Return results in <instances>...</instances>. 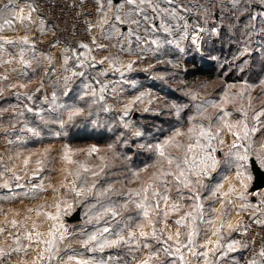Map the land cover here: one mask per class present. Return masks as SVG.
<instances>
[{
	"label": "rangeland",
	"instance_id": "rangeland-1",
	"mask_svg": "<svg viewBox=\"0 0 264 264\" xmlns=\"http://www.w3.org/2000/svg\"><path fill=\"white\" fill-rule=\"evenodd\" d=\"M153 3L159 9H175V17L166 12H154L148 4H143L140 7L145 9L149 19L145 20L131 6L124 15L123 25L120 21L114 22L115 15H120V12L108 2L102 1L109 18L107 23H102L98 28L99 42L85 44L93 48V55L102 48L99 45L104 46L106 39H113L112 31L120 35L125 27L127 32L124 41L128 45L126 52L131 54L128 61L123 57V52H120L122 50H119L121 43L119 45L118 40L122 38L115 37L111 42L114 49L108 53L115 61L114 66L109 68L103 64L101 67L95 60L91 63L86 61L83 75L72 76L67 90L65 85L62 86V73L59 71L55 74L59 84L51 87L50 93L44 91L42 100L31 96L32 93L41 94L42 89L37 88L28 93L26 89L17 86L21 84L19 81L8 80V87L12 90L0 94V137L8 138V133L3 132L6 129L5 117L10 119L8 131L10 130L12 137L22 132L21 129L25 135H22L24 147L11 150L9 154L6 147L8 145L0 142V229L3 230L0 231V252L5 254L0 256V264H38L36 260L31 261L34 257V248L31 246H27L32 248L28 260L11 258L26 247L13 248L8 254V186H3L8 185V179L17 186H28V190L24 192V205L28 210L34 207L35 212L23 217L28 221L26 226L35 233L45 232V238L41 236L40 241L50 239L53 226L60 231V236L63 234L65 237L56 242L60 248L59 254L47 251L51 246L43 244V252L48 253L44 258L45 264H77V261L84 260L82 253L92 245L84 247L82 241L97 228L109 226L114 232L123 229L121 235L127 238L129 231L143 228L148 223L155 224L164 213L171 214L169 220L177 218L180 213L184 214L183 224L187 227L191 215L196 217L197 210L209 208L214 199L222 200L221 208H226L225 199L231 194L240 192L242 197H246L251 193L250 185L235 186V178L225 182L222 177L229 174L235 176L233 164L240 163L235 158L237 152L231 148L233 143L244 145L236 148L240 150V155L247 152L249 158L253 157L256 161L258 157H262L260 147L253 149L250 139L264 125V114L257 118V114L264 113V83H261L264 81V71L261 72V66L255 62V72H238L236 63L242 56L238 54L244 42H253V47L254 37L257 36L255 31L263 26L256 25L259 21L257 19L252 22L255 27H249V13L264 12V9L247 6V11H243L247 2H242L238 9H234L230 0H173L171 4L167 0H153ZM205 9L211 13L206 24L203 16ZM130 12L132 15H129ZM133 20H138L139 24L133 23ZM213 27L218 29V34L211 32ZM250 30L253 31L250 36L252 40L245 38ZM220 31L225 33L221 43L218 40ZM36 34L38 33L30 38L33 58L48 52L33 51L32 37ZM193 37H198L196 43H193ZM83 49L79 54L80 60H84ZM8 50H12L9 44ZM147 51L153 62H141L134 66L133 59L141 61L149 57L144 55ZM254 57L260 59L256 54ZM19 58L24 60L25 55L20 53ZM252 59L250 58V64ZM74 61L69 64L74 66V63H79L77 56ZM37 62L39 63V58ZM47 62L46 70H35L39 81L45 82L52 78L49 69L53 61L48 58ZM203 63H211L214 70L211 76L204 74L205 72H195ZM128 64H132L131 71L127 68ZM21 68L27 69L19 77L23 80L29 67L23 64ZM117 68L119 71H116ZM45 71L47 74H44ZM231 73L241 79L226 82L225 78ZM64 75L68 77L70 73L65 72ZM104 84L107 88L100 93L99 88ZM93 90L96 91L95 97L91 95ZM53 92L57 93L56 104L64 105L63 108L54 110L50 102ZM101 95L103 100H100ZM7 98L8 102L16 100L15 104L8 103V109L2 101ZM94 99L96 103H93ZM173 105L179 107V115ZM73 106L82 111L69 121L67 109ZM16 114L19 116L14 117ZM56 119L64 121L63 128L58 123H45ZM125 124L128 125L127 128L124 127ZM201 126L205 129L211 126L213 133H219L218 138L211 141L212 147L216 149L211 154L218 163L215 170L209 169L207 176L199 177L198 184L188 187L180 185L181 192L178 194L174 178L163 175L170 168L165 157L182 159L186 146L194 143V140L189 139V129H199ZM245 126L248 129L247 136ZM28 128H35L38 134L29 132ZM137 132L140 133L139 136L135 134ZM236 132L240 134V140L233 135ZM219 140H223V143H219ZM157 144L161 145L165 157H161L154 147ZM93 148L96 150L92 151ZM200 155L202 157L203 154ZM171 170L175 171L174 165ZM240 171L252 176L249 162ZM191 177L193 180L197 179L195 173ZM165 180L169 182L167 185ZM149 186L152 187L149 188V199L145 202L149 214L145 217L135 205L142 201L143 189ZM152 189L161 194L158 200L151 196ZM215 190L219 193L215 194ZM77 192L80 194L77 195ZM137 192L141 196H137ZM197 193L199 200L190 198ZM164 196H167V202L163 199ZM77 208L80 209V220L68 222L66 218ZM105 208L114 209L120 215L113 218L109 212L104 217L109 221L108 224L104 220L97 223L96 215ZM43 210L48 212L42 213ZM58 212L56 220L49 218V213L56 216ZM196 232L197 230L194 233ZM105 235L116 239L112 233ZM158 241L160 244L153 241L154 248L146 241L134 246V239L129 244L121 243L120 246L105 248L119 256L116 260H110V264H134V252L147 243L150 245L147 247L148 252L139 259L142 264L150 255L159 258V261L163 259L162 249L165 246L159 239ZM171 247L174 248L173 245ZM100 251L98 247L95 252L88 250L94 256L93 259H97V264H100V259L95 256H99ZM192 252L200 253L199 247L191 248ZM54 254V258L49 259ZM57 255L60 256L59 259L56 258ZM69 256L74 259L69 261ZM200 258L201 256L190 254L191 261H199ZM52 259L55 261L51 263ZM148 261L149 264H161L152 259ZM210 261L206 264H214Z\"/></svg>",
	"mask_w": 264,
	"mask_h": 264
},
{
	"label": "crops",
	"instance_id": "crops-1",
	"mask_svg": "<svg viewBox=\"0 0 264 264\" xmlns=\"http://www.w3.org/2000/svg\"><path fill=\"white\" fill-rule=\"evenodd\" d=\"M7 0L4 1L6 3ZM108 2V0H106ZM242 2H247L249 8L252 9H264L259 4V0H241V3L239 6H241ZM15 4L17 8H23L24 9V14L27 15L29 11V1L28 0H15ZM231 4V3H230ZM112 7L117 10L119 9L120 15L123 19V25L125 24L124 20V15L126 11L132 6L127 3H125V0L119 2L116 5H113L111 2ZM8 18V14L4 13L0 15V25H3L2 30H0V37H3L7 40H12L14 43L9 44L12 50H8V43H5V40H0V94L7 93L8 90H12L11 88L8 87V80H15L19 81L21 84H17L21 89H26L28 93H32L34 89L40 88L42 89V93L35 95V93H32L31 96H35L38 98V100H42L43 97V92H51V87H55L56 85L59 84L57 81L55 74L57 71L61 72V78H62V86L64 87L65 81L64 73H70L68 77L72 78V73L75 71L82 73L87 65L84 64L83 67L79 66V63H74V66H71L69 63L70 61H74V56H72L71 52H69L65 47L63 46H57L52 50V52H47V53H40L38 54L39 58V63L37 62L38 58H33V54L31 53V47H30V38L34 33H38L39 37L45 38L47 37L51 32L49 26L39 17H37L34 12L31 13V21L25 20L23 22L19 20H15L12 26H9L7 24H4L3 21L4 19ZM115 23H118L114 19ZM120 23V22H119ZM256 25L259 27L261 25L260 20L256 22ZM264 27V24H262ZM124 27V26H123ZM261 26L259 27V30L255 31L257 34L256 37H254V46L252 47L253 42H244V46L242 50L239 52L238 56H241L240 54L244 52L245 48L249 49V53L242 55L236 63V67L238 68V72L241 71V66L244 67V70L248 69V66L250 64V58L252 55H257L260 58L261 61V68L264 71V34L260 33V29L262 28ZM125 28V27H124ZM121 31L120 35L116 31H112L111 33L113 34L111 37L113 39L117 37L118 44L120 45L121 43V48L119 50H122L120 52H123V57L126 58L128 61V57L131 56L130 53L126 52V48L128 47L127 43L124 41L125 34L127 30ZM114 29V28H113ZM112 29V30H113ZM251 31V30H250ZM253 35V31L249 32L248 35L245 37L247 39H251L250 36ZM27 36L29 42L27 44L22 42V38ZM113 39H109V41L106 39L104 42V46L100 48L98 52H95L93 55L91 54L92 51L89 52L88 49H83L84 52V60L85 57L87 59L85 60L88 61V63L93 62L94 60L99 62L100 66L102 67L103 64L104 66H108L109 68H112L114 66V59L111 57L110 52L114 49V47L111 45L113 42ZM252 40V39H251ZM117 42V41H116ZM251 44V47H250ZM256 47V49H255ZM90 49H93L92 47L89 46ZM9 52V53H8ZM20 53L22 55H25L24 60L22 58H19ZM109 53V54H108ZM9 55V56H8ZM96 55L99 56V59L96 57ZM108 55V56H107ZM144 55L149 56L150 53L144 52ZM68 57V62L65 64V57ZM134 56V55H132ZM18 57V58H17ZM32 57V58H31ZM96 57L95 59H93ZM48 58L53 61L51 63L50 67V72L51 73V79L45 80L43 82L42 80L37 79V73L35 70L37 68H41L42 70H46L48 67ZM152 57H148L147 59L144 60H136L133 59L134 62H132L135 65H139L141 62H153L151 60ZM19 60H21V64L19 65ZM100 61H103L101 63ZM132 61V59H131ZM139 61V62H138ZM244 61H247L248 63L245 65ZM75 62V61H74ZM25 65L29 67V71L26 72L27 76L25 79L21 80V75H23L26 70L21 68V65ZM27 68V67H26ZM247 68V69H246ZM243 70V71H244ZM242 72V71H241ZM44 74H47V71H45ZM64 75V76H63ZM4 77H7L6 79ZM19 78V79H18ZM71 79L68 81L70 82ZM10 84V83H9ZM54 85V86H53ZM68 85V84H67ZM14 89V87H13ZM4 103L6 104V109H8V103L15 104V101H9L7 99H3ZM19 115H15L14 117H18ZM264 117V115H263ZM262 119V118H261ZM5 127L4 133H8V138L6 137H0V142H5L6 147H8V154L12 151L15 150H20L24 146V141L22 139V135L24 134L23 129L22 132H18L15 134V137H12L10 134V130L8 131V124L10 119L5 117ZM23 128V126H21ZM20 130V131H21ZM250 144L253 149H256L260 147V154L262 155L261 159H264V125L261 126L260 131L255 133L253 137L250 139ZM235 152H239V149H235ZM258 163V162H257ZM238 164L239 163H234L233 167L236 170V175L231 176L233 174L229 175H224L222 179H224L225 182L228 180L234 179V184L236 185H241V186H249L251 183V180L247 179V176L244 172L240 171V168L238 169ZM261 167V166H260ZM264 169V167H261ZM239 172V175H238ZM240 180V181H239ZM228 181V182H230ZM24 187L17 186L15 183H11V180L8 179V228H13L14 231L13 233L8 232V254L11 252L13 248H24L27 246H31L34 248V257L31 261H35L36 263L40 264H45L46 262V256H48V253H44L42 250L43 244H45V241H40L41 236L45 238V232H37L40 235L37 236L33 230L30 229V227L26 226V223L28 221H25L24 219V213L28 210V208L24 205L25 199V191L28 190V186L24 185ZM240 186V187H241ZM216 192V190H215ZM249 192V191H248ZM255 192V193H254ZM254 192H251L248 194V196H243L240 192L233 193L231 194L232 196L228 197L227 199V207L226 208H221L223 205L222 200H218L217 198L214 199L212 204H210L209 208H202L200 210L196 211V218L195 220L189 218V223L187 227L184 226L183 224V217L184 214L181 215L179 214L176 216L177 218H173L169 220L170 215L167 213H164L163 216L156 221L155 224L153 223H148L146 226L143 228H134V237L133 239L135 240V244L138 245L140 242H148L152 248L153 246V241H157L159 244L160 242L158 239L164 243L163 245L165 247H170L173 250L177 247V232L180 233L179 236V241L181 243H187L188 235L193 234L196 230V234L193 236V244L190 245V248L199 247L200 253L207 251L208 256L202 257L199 259V261H191L190 259V254L191 252L188 251L187 249H182V254L184 255V262L183 264H205L208 261H212L214 264H233L234 256L236 251L238 250V245H235V250L234 251H228L226 256H223L222 253L227 251V243L234 241L233 235L234 231L238 228V226L244 221L248 219L252 220H260L262 221L264 217V189H259ZM27 193V192H26ZM219 192H216L215 194H218ZM240 194V195H239ZM47 210H43L42 213L46 212ZM166 211V210H165ZM163 211V212H165ZM48 212V211H47ZM169 213V212H168ZM176 220H181L182 223L180 225H177L175 223ZM13 221H15V226H13ZM76 228V227H75ZM153 228L156 230V235L153 236ZM219 229L220 231H217ZM141 231L147 233V238L143 239L140 236ZM29 234H31V240L28 239ZM171 236L172 240H168L167 237ZM16 237L19 238V243L16 241ZM49 240L52 239V236L49 235ZM60 238V231L56 230V242L58 243ZM166 239V240H165ZM39 240L40 242L37 243L36 241ZM171 244H169V243ZM217 242H219V247H217ZM174 246L172 248L171 246ZM47 246V244H46ZM58 246V244H57ZM157 247V246H156ZM59 248V246H58ZM89 248L85 249L84 252L82 253L85 257V261H91L92 264H97V259H93L92 253L90 254L88 252ZM153 251V250H152ZM55 251H51V253H54ZM55 253H60V248L58 252ZM135 253V252H134ZM90 255V256H89ZM55 254L52 256L54 258ZM43 257V258H41ZM96 258L100 259V264H110V260H116L119 256L116 254H112L109 252L108 248H105L104 250L100 251L99 256H95ZM45 258V259H44ZM56 258H60L59 255L56 256ZM149 257L146 259L148 261ZM159 258L154 257L152 260L156 261L157 263L160 262L161 264H172L173 260H176L175 255H169L166 256L164 253L163 259L160 261L158 260ZM133 260V259H132ZM30 261V262H31ZM55 259L51 260V263L54 262ZM58 261V260H57ZM134 261V260H133ZM210 261V262H211ZM142 262V261H141ZM209 262V263H210ZM150 261H148V264ZM31 264V263H30ZM143 264V263H142ZM176 264H182L179 260H176Z\"/></svg>",
	"mask_w": 264,
	"mask_h": 264
},
{
	"label": "snow or ice",
	"instance_id": "snow-or-ice-1",
	"mask_svg": "<svg viewBox=\"0 0 264 264\" xmlns=\"http://www.w3.org/2000/svg\"><path fill=\"white\" fill-rule=\"evenodd\" d=\"M167 2L169 4H171L173 2V0H167ZM109 5H111V0H108ZM125 3L132 5L133 6V11L137 12L140 15H143L145 20H148L149 17L146 15L145 13V9L140 7V5L143 4H148L152 10L155 11H160V12H166L168 15H171L173 17H175L176 15V10L172 9V10H168V9H159L158 5L153 3V0H125ZM231 5L233 6L234 9H238L239 5L241 3V0H230ZM259 4L264 7V0H259ZM36 9L34 7H32L31 5H29V11L27 13V15L24 14V9L23 8H17L16 4H15V0H7L6 3H4L3 5H0V15L7 13L8 14V18L4 19L3 23L7 24L9 26H12L15 20H19L21 22L25 21V20H29L31 21V13L33 11H35ZM101 11H103V5L101 6ZM119 11V9H117V12ZM243 11H247V6L244 8ZM105 16H107V13H104ZM129 15H132V12L129 13ZM203 16L205 17V24L207 23L208 17L211 16L210 10L205 9L203 12ZM114 19L116 21H120L123 22L122 17L119 14H116ZM249 19V27H255V25L252 23L253 21H256L257 19L260 20L261 24H264V12L261 11H253L249 13L248 16ZM133 23H136L137 25L139 24L138 20H133ZM101 23H107V20L104 19ZM91 25L89 27V30H91ZM3 25H0V30H2ZM203 30V28L201 29ZM212 33H216L218 34V29L213 27L211 29ZM260 33L264 34V27H262L260 29ZM131 34V32L129 33ZM198 37H193V43H196ZM0 40H5V43L8 44H12L14 43V41L12 40H7L3 37H0ZM22 42L27 44L29 42L28 37L25 36L22 38ZM155 42V41H154ZM93 43H95V38H93ZM79 47L81 48H85L88 49L89 52L91 51V49L89 48V46L87 44H80ZM99 47H103V45H99ZM249 53V49L245 48L244 52L241 53L242 55ZM77 59L79 60V66L83 67L85 60L87 59V57H85V60H80L79 59V54H76ZM68 57H65V64H67L68 62ZM94 59V58H93ZM101 63H103V61H100ZM248 62L244 61V64L246 65ZM127 68L129 71L132 70V64H128ZM244 70V67L241 66V71ZM116 71H119V69L117 68ZM105 75L107 73H104ZM76 75H83V73H77V72H73L72 76H76ZM121 75H123V73H121ZM5 79L7 77H4ZM71 79V77H64V81H65V89L67 90V84L68 81ZM261 83H264V81H261ZM107 88V85H101L99 88L100 93H103ZM88 93H86L87 95ZM91 95L93 97H95L96 95V91L93 90L91 92ZM143 95V94H142ZM29 99H31V96H29ZM104 97L103 95L100 96V100H103ZM56 100H57V93L53 92L52 93V98H51V103L53 105L54 110L56 108H63L64 105H57L56 104ZM97 101L94 99L93 103H96ZM173 107H176V114L179 115V107L173 105ZM68 111V119L69 121L72 120L74 115L79 114L82 109L78 108V107H69L67 109ZM127 113H125L126 115ZM264 114V113H259L257 114V118L259 115ZM58 123L60 125L61 128L64 127V121L63 120H59L56 119L54 121H45V123ZM124 127H128L127 124L124 125ZM210 127L208 129H205L203 126L199 127V129L196 128H190L189 129V139L190 140H194V143H190L189 145L186 146V151H185V155L182 159H177V158H172V157H165V153L161 147V145L157 144L154 147L157 149V151L159 152V155L161 157H165V159L167 160L168 165L170 166L168 171H165L163 173L164 176H172L177 184V193L180 194L181 189H180V185H183L184 187H188L191 184H198V179L201 175L203 176H207L209 174V169L211 170H215L216 165L218 163V161L215 159V157L211 154L213 152L216 151V149L214 147H212L211 141L213 139H217L219 136V133H213L210 130ZM29 132H32L33 134H38L37 130L35 128H28L27 129ZM255 131V129H253V132ZM248 133V129L245 126V136H247ZM137 136L140 135L139 132L135 133ZM233 135L236 137L237 140H240V134L238 132L233 133ZM202 141H207V143H204ZM219 143H223V140H219ZM165 143H168V141H165ZM152 147V146H150ZM244 147L243 144H236L233 143L231 145V148L236 149V148H241ZM208 149H211V151L209 152ZM96 149L93 148L92 151H95ZM200 154H203L202 157ZM235 158L237 161H239L240 163L238 164V169L242 168V167H246V163L249 162V156L247 154V152H245L244 155H240L238 152L235 154ZM257 162L261 167H264V159L261 158H257ZM174 165L175 171H172L171 168ZM195 173L196 176V180H193L191 177V174ZM239 175V172H238ZM247 179L251 180L252 176H247ZM165 185H167L169 182L167 180L164 181ZM4 187H7L8 185H3ZM202 186V185H201ZM152 186H149L147 188L143 189V197H142V201L136 203V208L140 209L143 212V215L145 217L148 216V205L145 203L146 201H148L149 196V188H151ZM166 191L168 190L167 187L165 189ZM80 193L77 192V195H79ZM137 196H141L140 192L136 193ZM160 193L155 190L152 189L151 191V196L156 197L157 200L160 198ZM191 199L194 200H199V194H194L193 196L190 197ZM131 199V197H130ZM163 199L165 200V202H167V196H164ZM59 207V206H58ZM156 207H158V203L156 204ZM173 207H175V205H173ZM111 212V216L114 218L118 215H120V213L114 209H109V208H105L102 211L98 212V214L96 215L95 219L97 221V223H99L101 220H104L105 224H108L109 221L105 220L104 217ZM50 219L56 220L59 216V212L57 213L56 216H52L50 213L48 214ZM193 220L196 219L195 216L192 217ZM175 223L177 225H180L182 223L181 220H176ZM255 223L257 224H264V222L260 221V220H256ZM13 226H15V221H13ZM0 231H3L2 229H0ZM123 231V229H121V231H115L113 229H111L109 226H104V227H100L97 228V230L91 234H89L87 236V239H85L84 241H82V245L84 247H89V245H92L91 247H89V251H93L95 252L97 250V247L102 251L105 247H113V246H120L121 243L123 244H129L133 237H134V233L129 231L127 238H125L124 236L121 235V232ZM217 231H220L219 229H217ZM112 233L116 236V239H110L108 238V236H106L105 234H109ZM37 236H39L40 234L37 233ZM50 235L52 236L51 240L45 241L46 244L50 245L51 247L49 249H47V251H59V248L56 244V228L55 226H53V228L50 231ZM152 235L155 236L156 235V230L155 228H153V232ZM195 235V233L188 235V239H187V243H181L179 241V236L180 233L177 232V247L174 250L170 248V247H164L162 250L164 251L166 256L169 255H175L176 256V260H179L180 262H184V255L182 254V249H187L188 251L191 252V248L189 247L190 245L193 244V236ZM141 238L146 239L147 238V233L141 231L140 233ZM64 236L63 234H61L60 236V240H64ZM28 239L31 240V234H29ZM168 240H172L171 236L167 237ZM16 241L17 243H19V238L16 237ZM37 243H39L40 241L37 240ZM240 243L239 241H231L229 243H227V251L223 252L222 255L226 256L228 251H234L235 250V245ZM253 243H255L253 241ZM245 248H247V244L243 245ZM144 247H150L149 244L145 243ZM217 247H219V242H217ZM194 256H202V257H207L208 256V252H202V253H197V252H192L191 253ZM5 255L4 253L0 252V256ZM43 258V257H41ZM52 257H49V259H51ZM154 256L150 255L149 259H153ZM74 259L73 256H69L68 260L72 261ZM176 260L172 261V264H176ZM77 264H92L91 261H84V260H79L77 261ZM143 264H148V261H144ZM247 264H264V245H262L260 247V249L257 252H254L253 256L249 259V261L247 262Z\"/></svg>",
	"mask_w": 264,
	"mask_h": 264
},
{
	"label": "built area",
	"instance_id": "built-area-1",
	"mask_svg": "<svg viewBox=\"0 0 264 264\" xmlns=\"http://www.w3.org/2000/svg\"><path fill=\"white\" fill-rule=\"evenodd\" d=\"M5 0H0V5ZM36 10L34 14L42 19L50 28V34L43 39L36 34L32 37L33 51L52 52L55 47L63 46L76 57L82 48L80 44L99 42L98 28L104 19H108L107 8L103 7V0H28ZM107 13V16L104 13ZM90 25L91 30H89ZM53 209V208H52ZM35 212L34 207L27 210L24 215ZM264 222V217L262 219ZM10 233L14 229L8 228ZM234 241H239L233 264H247L249 259L264 245V224H257L255 220H244L234 231ZM253 241L255 243H253ZM247 244V248L243 245ZM144 245L139 246L133 255L134 264H141L139 259L147 254ZM32 253L31 247H26L11 256L12 259L28 260Z\"/></svg>",
	"mask_w": 264,
	"mask_h": 264
},
{
	"label": "water",
	"instance_id": "water-1",
	"mask_svg": "<svg viewBox=\"0 0 264 264\" xmlns=\"http://www.w3.org/2000/svg\"><path fill=\"white\" fill-rule=\"evenodd\" d=\"M106 1V0H103ZM123 0H111L113 5L118 4ZM249 169L252 175V181L249 187V191L253 192L259 189L264 188V169L260 167L257 161L253 158H249ZM66 220L68 222H75L80 220V209L77 208L76 211L70 216L67 217Z\"/></svg>",
	"mask_w": 264,
	"mask_h": 264
},
{
	"label": "trees",
	"instance_id": "trees-1",
	"mask_svg": "<svg viewBox=\"0 0 264 264\" xmlns=\"http://www.w3.org/2000/svg\"><path fill=\"white\" fill-rule=\"evenodd\" d=\"M224 34L225 33H223L222 31H220L219 32V37H218V40L220 41V43H221V41H222V37L224 36ZM255 55H252V57L251 58H253L252 59V61H251V64H250V66L248 67V69L247 70H245V71H243V72H246V74L247 73H251V72H255V68L253 67L254 65H253V63H258L259 64V67H260V63H261V61H260V59H257L256 57H254ZM211 64V63H210ZM210 64L209 63H203L202 64V66H200L201 68H196L195 69V72H197V73H204V74H207L208 73V75H212L211 74V72H213L214 70H213V67H211L210 66ZM261 68V67H260ZM210 70H212V71H210ZM209 71V72H208ZM261 72H262V68H261ZM233 73H231V74H228L229 76H227L226 78H225V81L226 82H233V81H238L239 79H241V77H234L233 75H232ZM80 133V132H79ZM85 139V138H84Z\"/></svg>",
	"mask_w": 264,
	"mask_h": 264
}]
</instances>
